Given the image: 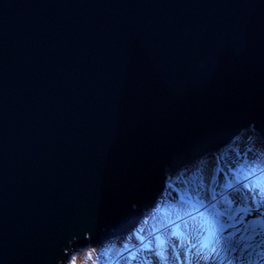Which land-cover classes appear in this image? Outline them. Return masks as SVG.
<instances>
[{"label": "water", "instance_id": "95a60500", "mask_svg": "<svg viewBox=\"0 0 264 264\" xmlns=\"http://www.w3.org/2000/svg\"><path fill=\"white\" fill-rule=\"evenodd\" d=\"M249 132L264 0H0V264L127 235Z\"/></svg>", "mask_w": 264, "mask_h": 264}, {"label": "rangeland", "instance_id": "374dc122", "mask_svg": "<svg viewBox=\"0 0 264 264\" xmlns=\"http://www.w3.org/2000/svg\"><path fill=\"white\" fill-rule=\"evenodd\" d=\"M205 262L264 264V144L255 133L170 175L132 232L73 251L67 264Z\"/></svg>", "mask_w": 264, "mask_h": 264}, {"label": "snow or ice", "instance_id": "6c2138e0", "mask_svg": "<svg viewBox=\"0 0 264 264\" xmlns=\"http://www.w3.org/2000/svg\"><path fill=\"white\" fill-rule=\"evenodd\" d=\"M238 203V202H237ZM257 211H258V209H257ZM239 215V214H238ZM205 264H207V262H205Z\"/></svg>", "mask_w": 264, "mask_h": 264}]
</instances>
